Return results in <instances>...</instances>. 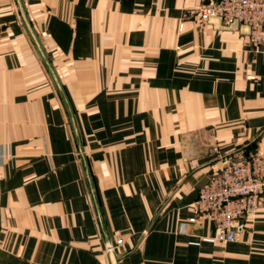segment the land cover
<instances>
[{
  "label": "crops",
  "instance_id": "0c3cea01",
  "mask_svg": "<svg viewBox=\"0 0 264 264\" xmlns=\"http://www.w3.org/2000/svg\"><path fill=\"white\" fill-rule=\"evenodd\" d=\"M208 1L0 0V264H264L263 211L189 221L264 148V42Z\"/></svg>",
  "mask_w": 264,
  "mask_h": 264
},
{
  "label": "built area",
  "instance_id": "2783aa9c",
  "mask_svg": "<svg viewBox=\"0 0 264 264\" xmlns=\"http://www.w3.org/2000/svg\"><path fill=\"white\" fill-rule=\"evenodd\" d=\"M200 13L208 20L219 17L224 25H245L254 45L264 42V0H209ZM212 152L217 153L218 147ZM194 211L190 222L210 221L215 226V234L203 237L204 241H236L245 219L264 212V148L228 161L213 172L199 189ZM122 243L123 239H118L107 249L115 251Z\"/></svg>",
  "mask_w": 264,
  "mask_h": 264
},
{
  "label": "water",
  "instance_id": "95a60500",
  "mask_svg": "<svg viewBox=\"0 0 264 264\" xmlns=\"http://www.w3.org/2000/svg\"><path fill=\"white\" fill-rule=\"evenodd\" d=\"M211 18H214V17H211ZM219 18V17H218ZM235 24H237V23H235ZM248 29H249V27H248ZM110 244V243H109ZM110 252V255L112 256V259H113V264H118V260H117V257H116V255H115V251H113V250H111V251H109Z\"/></svg>",
  "mask_w": 264,
  "mask_h": 264
}]
</instances>
